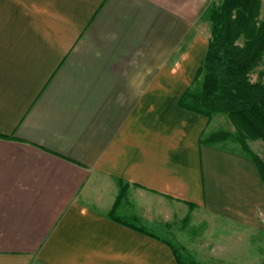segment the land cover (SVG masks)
I'll use <instances>...</instances> for the list:
<instances>
[{
	"label": "crops",
	"instance_id": "1",
	"mask_svg": "<svg viewBox=\"0 0 264 264\" xmlns=\"http://www.w3.org/2000/svg\"><path fill=\"white\" fill-rule=\"evenodd\" d=\"M217 1L0 0V264H178L120 216L199 227L201 264H264L254 164L178 105Z\"/></svg>",
	"mask_w": 264,
	"mask_h": 264
},
{
	"label": "trees",
	"instance_id": "2",
	"mask_svg": "<svg viewBox=\"0 0 264 264\" xmlns=\"http://www.w3.org/2000/svg\"><path fill=\"white\" fill-rule=\"evenodd\" d=\"M263 10L261 0H218L211 4L208 48L178 105L204 116L207 123L224 116L232 130L204 132L199 145L239 152L252 161L264 184V149L259 156L249 147V142L256 141L264 145ZM189 207L192 210L194 206ZM130 220L142 224L138 217ZM116 221L138 232H148L144 226ZM173 250L178 264H201L190 255Z\"/></svg>",
	"mask_w": 264,
	"mask_h": 264
},
{
	"label": "rangeland",
	"instance_id": "3",
	"mask_svg": "<svg viewBox=\"0 0 264 264\" xmlns=\"http://www.w3.org/2000/svg\"><path fill=\"white\" fill-rule=\"evenodd\" d=\"M256 77H253V80ZM218 130H232V126L230 123L227 121V119L224 116H218L217 119H214L210 122V125L208 127V130L206 131V134L213 132V131H218ZM249 147L250 149L256 153L257 155L261 156L264 145L263 143L256 141V142H249ZM121 215V214H120ZM122 219L126 220L128 223H134L137 226H144L147 227V231L155 234L157 237L164 239L168 241L172 247L177 250L178 254H182L183 256L189 255L187 252H185L184 248L187 249L188 247V239L191 238L192 236L196 238V236L193 235V233H197V231L200 229L199 227H194L191 228L187 226V224L181 223L180 217L174 222V225L172 227L170 223V229H165V226L158 225L155 227H148L145 226L144 223L140 224L137 222H133L132 220L128 219L125 216H120ZM195 223V221H192ZM216 224H220L219 226L213 227L214 230L218 231L220 227H223L224 224L222 225L221 222H217ZM181 225V226H180ZM224 230V229H223ZM221 231V230H220ZM219 231V232H220ZM229 231L225 230V233ZM254 248L252 244H249L247 248Z\"/></svg>",
	"mask_w": 264,
	"mask_h": 264
}]
</instances>
